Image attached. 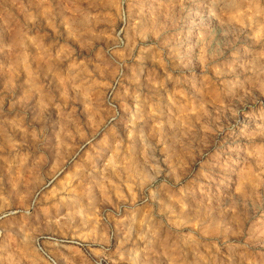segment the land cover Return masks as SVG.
Masks as SVG:
<instances>
[{"label":"clouds","instance_id":"9594fccd","mask_svg":"<svg viewBox=\"0 0 264 264\" xmlns=\"http://www.w3.org/2000/svg\"><path fill=\"white\" fill-rule=\"evenodd\" d=\"M0 264H264V0H0Z\"/></svg>","mask_w":264,"mask_h":264}]
</instances>
